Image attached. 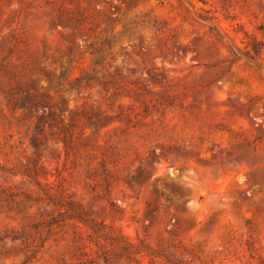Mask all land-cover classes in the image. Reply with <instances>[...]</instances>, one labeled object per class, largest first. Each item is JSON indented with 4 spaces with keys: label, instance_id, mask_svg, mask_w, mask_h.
Returning a JSON list of instances; mask_svg holds the SVG:
<instances>
[{
    "label": "rangeland",
    "instance_id": "374dc122",
    "mask_svg": "<svg viewBox=\"0 0 264 264\" xmlns=\"http://www.w3.org/2000/svg\"><path fill=\"white\" fill-rule=\"evenodd\" d=\"M242 32L264 41V0H0V264L23 234L27 264L118 235L140 264H264V53L235 59ZM58 188L112 230L68 219L36 255Z\"/></svg>",
    "mask_w": 264,
    "mask_h": 264
},
{
    "label": "trees",
    "instance_id": "16d2710c",
    "mask_svg": "<svg viewBox=\"0 0 264 264\" xmlns=\"http://www.w3.org/2000/svg\"><path fill=\"white\" fill-rule=\"evenodd\" d=\"M209 13L208 11L206 12ZM198 17L203 21H212L213 17L209 16H202L201 14H198ZM78 23L80 21L78 20ZM214 30V29H212ZM241 32V31H240ZM236 33H239V31H236ZM243 33V40L242 44L244 45L243 50H231V53L235 59H242L246 58L250 61H255L259 59L263 53H264V41L258 39L256 36L249 34L248 32H242ZM216 36L220 41L224 40V36L220 33H216ZM112 49V42L108 41V39H105L100 46L93 49L91 52V55L95 58V63L98 66H105V62L107 59V56L113 57L112 54H110V51ZM106 54V56H105ZM44 121V120H43ZM64 126H62L63 128ZM72 136V134H70ZM65 147H67L68 142H64ZM5 198L4 201L9 202H17L16 195L14 194H2ZM47 195V194H46ZM2 197V196H0ZM28 198V197H27ZM31 200V199H29ZM47 200H49L50 203H53V205L57 206L59 208V212L56 214V216H52L48 218V220H45L39 224H36V226L33 227V229L36 230V255L37 253L43 248L45 242L49 239L50 236L54 235L57 229L65 227L66 220H75L82 224L84 227L92 231V234L89 235V238L91 240L92 236H94L96 233L103 231L104 229L112 230L110 226H107L103 223H97L95 222L88 212H84V210L77 208L72 202H69L65 199L63 192L58 190L55 192L53 197H48ZM38 201V199H37ZM112 242L116 245L111 243V249H108L107 246H99V243H94V246L97 247V250L93 251L94 248H90L91 253H87L83 251L82 248H77L75 245V240L72 241L73 244V250L75 251L76 257L79 255V257H86L88 258L87 263L89 264H112V255L114 250H118L119 257L126 258L127 263H134V264H140L142 261L145 260V258L150 256L149 249L144 246L143 242L138 239V247L136 248L135 245L131 242H127L122 239L119 235L111 239ZM12 242H19L26 252L30 251V254L26 257V260L24 261L25 264H27L33 257L34 253L29 250L33 243H35V238L31 235H24L23 236H13L11 238ZM88 247H85L86 249ZM134 255L140 257V259H137L136 257H133ZM168 261H170L168 258H166ZM77 260H80V258H77Z\"/></svg>",
    "mask_w": 264,
    "mask_h": 264
}]
</instances>
